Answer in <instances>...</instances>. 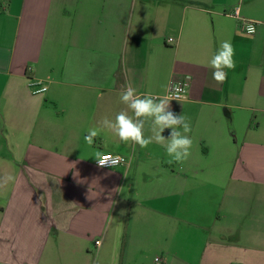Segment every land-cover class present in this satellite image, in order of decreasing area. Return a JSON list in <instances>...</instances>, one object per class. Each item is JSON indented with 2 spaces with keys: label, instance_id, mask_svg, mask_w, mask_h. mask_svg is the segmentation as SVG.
Returning <instances> with one entry per match:
<instances>
[{
  "label": "crops",
  "instance_id": "0c3cea01",
  "mask_svg": "<svg viewBox=\"0 0 264 264\" xmlns=\"http://www.w3.org/2000/svg\"><path fill=\"white\" fill-rule=\"evenodd\" d=\"M223 41L235 68L218 83ZM256 49L264 0H0V184L15 178L0 187V264H87L91 251L93 264H264V136L246 134L264 126L249 115L264 114V86H247L248 72L264 82V61L248 68ZM182 80L170 110L191 121L186 161L108 129L85 141L126 110V83L165 97ZM98 154L129 164L103 169Z\"/></svg>",
  "mask_w": 264,
  "mask_h": 264
},
{
  "label": "clouds",
  "instance_id": "9594fccd",
  "mask_svg": "<svg viewBox=\"0 0 264 264\" xmlns=\"http://www.w3.org/2000/svg\"><path fill=\"white\" fill-rule=\"evenodd\" d=\"M233 56L234 50L231 43L223 41L211 57L209 66L213 69V79L218 83H223L227 79V72L224 69L235 68ZM186 79L190 80L191 76H187ZM180 87L178 84L170 83L165 86L168 95L159 97L151 93L140 95L131 83H126L120 90V101L126 105V110L117 113L114 120L103 117L99 121V127L88 130V134L84 137L85 141L91 144L101 130L108 129L123 143L131 142L141 148H146L153 142L160 144L170 157L167 161L169 164L186 161L191 155L190 149L193 144L188 135L192 130L191 121L183 113L177 115L170 110V101H179ZM184 87L186 88L187 85ZM147 122H150L152 135L145 137L144 129ZM165 129H171L168 138L162 135ZM121 159V157H101L100 154L96 158L101 167L106 165L113 167ZM14 179L12 175H6L0 187L6 186Z\"/></svg>",
  "mask_w": 264,
  "mask_h": 264
},
{
  "label": "built area",
  "instance_id": "2783aa9c",
  "mask_svg": "<svg viewBox=\"0 0 264 264\" xmlns=\"http://www.w3.org/2000/svg\"><path fill=\"white\" fill-rule=\"evenodd\" d=\"M232 15L237 18L239 20V23H240V29L242 32H244L245 34L247 35H254L256 32H257V29H258V23L255 22V21H251V20H248V19H245V18H242L240 16V9L237 8L233 11ZM170 42H173V39H170ZM172 84H178L180 85V91L178 93L179 95V101L181 100H184L187 96V93H188V88H189V83L185 80H182V81H176V82H173ZM184 85H187V87L185 88ZM47 91V88L46 87H41L40 89L36 90L35 93H44ZM168 95V93H167ZM174 101H177V100H174ZM108 157V156H106ZM111 157L115 158V157H121V161L119 163H117L116 165H114L113 167L110 166V165H106V166H103L101 167L98 162H96V165L100 168H103V169H112V168H117V167H121V166H124V165H127L129 164V159L123 155H112ZM101 244L100 241H97L96 242V245L99 246ZM161 262V259L160 258H157L156 259V263H160Z\"/></svg>",
  "mask_w": 264,
  "mask_h": 264
},
{
  "label": "rangeland",
  "instance_id": "374dc122",
  "mask_svg": "<svg viewBox=\"0 0 264 264\" xmlns=\"http://www.w3.org/2000/svg\"><path fill=\"white\" fill-rule=\"evenodd\" d=\"M261 61H264V49L260 50V49H256L254 54H253V57L251 59V57H248L247 59V63H248V68H249V65H254V66H257L258 64L261 63ZM254 73H247V86L248 87H259V86H264V82L263 81H259V79H256L254 78L253 76ZM249 115H251L252 119H253V123H256L258 122L260 119H262L263 115L262 113H258L256 115L255 112H249ZM253 129H252V132L251 130L249 129L248 127V130L246 131L247 135L250 137L252 135H262L264 136V126L261 128V130L258 132L257 130V125H252ZM96 256V252L95 251H91V253L87 256L88 257V262L87 264H93V260H94V257ZM151 257L154 258L156 257V254H153L151 253V255H148L147 258L148 260L150 261L151 260Z\"/></svg>",
  "mask_w": 264,
  "mask_h": 264
}]
</instances>
